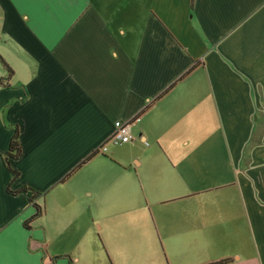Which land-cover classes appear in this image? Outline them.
Masks as SVG:
<instances>
[{
	"label": "crops",
	"instance_id": "0c3cea01",
	"mask_svg": "<svg viewBox=\"0 0 264 264\" xmlns=\"http://www.w3.org/2000/svg\"><path fill=\"white\" fill-rule=\"evenodd\" d=\"M0 55V264H264V0H0Z\"/></svg>",
	"mask_w": 264,
	"mask_h": 264
},
{
	"label": "trees",
	"instance_id": "16d2710c",
	"mask_svg": "<svg viewBox=\"0 0 264 264\" xmlns=\"http://www.w3.org/2000/svg\"><path fill=\"white\" fill-rule=\"evenodd\" d=\"M0 62L3 64L4 69L8 72V75H9L11 72V69L7 65V63L5 62V60L3 59V57L1 55H0ZM102 146H100V148ZM97 152H98V149L94 150L92 153L89 154V156L85 159V161L88 160L91 156H93ZM19 155H20V146H19V142H18V130L15 129L14 133L11 137V140H10V146H9L7 156L15 158V157H18ZM85 161H83V162H85ZM5 163L8 166L10 172L12 173V176L14 177L16 175V171H14L13 169L10 168L9 162L7 160ZM32 197L34 198V196H32ZM35 207H36L35 216H38L42 212V209L38 205H35ZM213 264H219V263H213Z\"/></svg>",
	"mask_w": 264,
	"mask_h": 264
},
{
	"label": "built area",
	"instance_id": "2783aa9c",
	"mask_svg": "<svg viewBox=\"0 0 264 264\" xmlns=\"http://www.w3.org/2000/svg\"><path fill=\"white\" fill-rule=\"evenodd\" d=\"M115 129L111 136V140L115 143L126 142L131 137L130 124L127 122L116 121Z\"/></svg>",
	"mask_w": 264,
	"mask_h": 264
},
{
	"label": "rangeland",
	"instance_id": "374dc122",
	"mask_svg": "<svg viewBox=\"0 0 264 264\" xmlns=\"http://www.w3.org/2000/svg\"><path fill=\"white\" fill-rule=\"evenodd\" d=\"M1 73H3L5 76L7 75V71L4 69V67H3V64L0 62V74ZM113 145H112V143H109L108 144V147H112ZM119 147V148H118ZM121 146H115V148H113L111 151H110V155L111 156H118V157H120V158H122L121 156L123 155L124 156V154H126L125 153V151L123 152V153H120V152H117L119 149H121L120 148ZM122 152V151H121ZM100 154H103V153H101L100 152ZM126 157V161H129L130 160V155L129 154H127L126 156H124V158ZM117 167V166H116ZM117 169V168H116ZM112 170H114V168L113 167H111L110 169H109V171H108V175H111L112 174ZM111 177V176H110ZM86 180L87 181H89L90 180V176L89 175H86ZM42 202V199L40 200V203ZM39 205H41V204H39ZM36 208V207H35ZM34 208V209H35ZM36 210V209H35ZM121 233V232H120ZM99 239V238H98Z\"/></svg>",
	"mask_w": 264,
	"mask_h": 264
}]
</instances>
